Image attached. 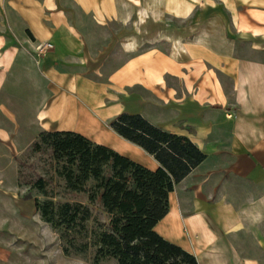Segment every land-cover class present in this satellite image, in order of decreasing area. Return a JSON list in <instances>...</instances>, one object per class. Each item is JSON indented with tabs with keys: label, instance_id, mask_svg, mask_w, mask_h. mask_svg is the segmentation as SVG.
I'll use <instances>...</instances> for the list:
<instances>
[{
	"label": "crops",
	"instance_id": "1",
	"mask_svg": "<svg viewBox=\"0 0 264 264\" xmlns=\"http://www.w3.org/2000/svg\"><path fill=\"white\" fill-rule=\"evenodd\" d=\"M123 112L205 154L154 230L198 264H264V0H0V142L73 131L156 169Z\"/></svg>",
	"mask_w": 264,
	"mask_h": 264
},
{
	"label": "trees",
	"instance_id": "2",
	"mask_svg": "<svg viewBox=\"0 0 264 264\" xmlns=\"http://www.w3.org/2000/svg\"><path fill=\"white\" fill-rule=\"evenodd\" d=\"M109 125L153 155L159 166L150 169L73 131H42L31 144L35 152L51 149L56 176L64 182L56 184L63 200L46 193L49 179L39 176L30 185L43 191L45 199L35 198V208L58 231L62 251L68 256L91 252L92 264L104 258L116 264H198L154 226L168 211L174 185L205 154L187 136L166 131L141 114L120 113Z\"/></svg>",
	"mask_w": 264,
	"mask_h": 264
},
{
	"label": "rangeland",
	"instance_id": "3",
	"mask_svg": "<svg viewBox=\"0 0 264 264\" xmlns=\"http://www.w3.org/2000/svg\"><path fill=\"white\" fill-rule=\"evenodd\" d=\"M0 125L14 128L2 118ZM40 132L32 136L25 149L7 148L0 142V264H92L91 252L86 256L65 255L58 231L44 221L37 210L27 211L16 199L26 194L32 196L34 204L35 198L45 199L43 191L30 186L39 176L50 180L45 189L47 194L54 195V199H64L56 187L64 182L56 176L51 149L31 150ZM11 133L14 139L16 133ZM97 217L107 220L103 213H98ZM98 264H116V261L104 258Z\"/></svg>",
	"mask_w": 264,
	"mask_h": 264
},
{
	"label": "built area",
	"instance_id": "4",
	"mask_svg": "<svg viewBox=\"0 0 264 264\" xmlns=\"http://www.w3.org/2000/svg\"><path fill=\"white\" fill-rule=\"evenodd\" d=\"M53 48V44L48 41L40 42L35 46V54L36 56L44 55L48 50Z\"/></svg>",
	"mask_w": 264,
	"mask_h": 264
}]
</instances>
